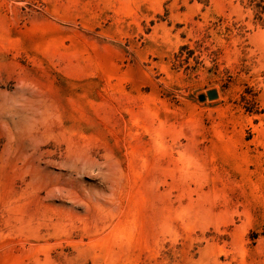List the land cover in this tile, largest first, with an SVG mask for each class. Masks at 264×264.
<instances>
[{"label": "rangeland", "instance_id": "rangeland-1", "mask_svg": "<svg viewBox=\"0 0 264 264\" xmlns=\"http://www.w3.org/2000/svg\"><path fill=\"white\" fill-rule=\"evenodd\" d=\"M0 264H264V0H0Z\"/></svg>", "mask_w": 264, "mask_h": 264}, {"label": "water", "instance_id": "water-1", "mask_svg": "<svg viewBox=\"0 0 264 264\" xmlns=\"http://www.w3.org/2000/svg\"><path fill=\"white\" fill-rule=\"evenodd\" d=\"M217 96H218V92H217L215 89H211V90L207 91L206 94H204V93H200V94L198 95V99H199L200 101H204L206 98L212 100V99H214V98H217Z\"/></svg>", "mask_w": 264, "mask_h": 264}]
</instances>
